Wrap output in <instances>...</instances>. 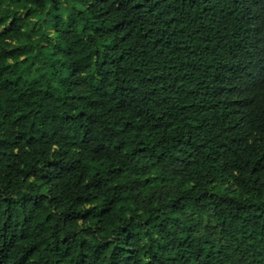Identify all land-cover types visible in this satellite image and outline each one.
<instances>
[{"label": "trees", "instance_id": "1", "mask_svg": "<svg viewBox=\"0 0 264 264\" xmlns=\"http://www.w3.org/2000/svg\"><path fill=\"white\" fill-rule=\"evenodd\" d=\"M0 264H264V0H0Z\"/></svg>", "mask_w": 264, "mask_h": 264}]
</instances>
